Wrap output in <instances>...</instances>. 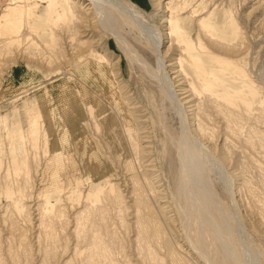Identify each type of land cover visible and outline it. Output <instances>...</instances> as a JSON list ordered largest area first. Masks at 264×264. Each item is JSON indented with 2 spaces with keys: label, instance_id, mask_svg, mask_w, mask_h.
<instances>
[{
  "label": "rangeland",
  "instance_id": "obj_1",
  "mask_svg": "<svg viewBox=\"0 0 264 264\" xmlns=\"http://www.w3.org/2000/svg\"><path fill=\"white\" fill-rule=\"evenodd\" d=\"M8 1L0 0L1 9ZM133 1L150 13L157 12L155 20L161 31L167 32L163 15L167 5L154 6L152 0ZM166 1L170 0H163L164 4ZM38 4L36 11L42 13L46 3ZM170 4L169 11L182 19L181 30L193 41V51L200 58H204L206 50L222 56L223 48L219 47L218 43H222L216 35L198 25V19L205 18L219 29H229L230 24L238 27L239 40L224 53L244 70L248 86L258 91L251 101L253 117H247L242 109H230L222 99L202 90L187 60V74H182L181 87L191 83L199 91L192 101L199 106L195 104L188 110L191 126L196 127L195 133L199 130L197 136L216 150L215 154L232 173L235 202L240 209L237 212L255 245L264 253V105L259 108L264 96V0H172ZM56 31L64 35H60V40L65 49L70 46L79 52L89 50L88 44H75L70 39L73 29ZM97 38L94 36L92 42ZM104 41L111 62H115L113 77H108L103 68L98 75H90L92 69L83 65L76 70L71 68L80 83L66 81L63 85L58 81L64 76H55L54 67L28 58V51L22 47L24 40L20 46L0 48V264H208L206 259L212 260L222 250L199 217L187 218L185 210L179 209L186 197L178 192L180 157L171 139L180 132L178 118L172 109H166L167 115H162V95L156 81L130 62L110 35ZM78 45H87L88 50ZM177 47L175 44L172 52L167 53L166 62L177 57ZM143 55L154 64V57L147 50L143 49ZM230 79L228 82L232 83ZM115 85L119 87L117 94L133 112L130 126L122 120ZM61 92L66 99L64 104ZM39 116H47L45 126L52 135L48 136L49 146L68 147L71 141L82 140L90 127L101 160L98 169L111 174L110 183L117 184L116 192L103 180L99 200H89L86 196L93 194L90 190L95 189L100 176L88 183L87 174L82 171L80 191L70 195L66 192L57 200L59 195L52 194L49 201L55 204L53 209L44 207L40 181L48 147L30 122L35 117L36 124L41 125ZM63 117L65 123H61ZM56 131L64 143H58ZM136 157L148 197L153 194L150 197L154 200L149 199L157 211L160 229L146 213L142 198H148L136 200L132 193L133 183L140 182L137 177L131 179L130 165ZM17 166L21 169L10 172L11 167ZM12 187L21 192L9 197L6 189ZM216 187L221 198L229 203L231 197L220 185ZM45 190L48 192L49 188ZM243 254L249 264H259L256 256L249 257L244 249L240 258Z\"/></svg>",
  "mask_w": 264,
  "mask_h": 264
},
{
  "label": "bare ground",
  "instance_id": "obj_2",
  "mask_svg": "<svg viewBox=\"0 0 264 264\" xmlns=\"http://www.w3.org/2000/svg\"><path fill=\"white\" fill-rule=\"evenodd\" d=\"M39 1H45L46 3L42 13L36 11ZM152 1L154 6H160L161 3L167 5V12L163 14L166 16V33L161 31L162 27L155 20L157 12L150 13L133 0H9L2 7L3 9L0 5V48L10 49L14 44L20 46L24 40L25 44H22V47L28 51V58H33L39 62L45 61L48 67H54L55 76H64L59 79L58 83L62 85L66 81L69 82L68 84L80 83V78L74 74L72 67L76 70L77 66L86 65L92 69L90 75L93 76L98 75L99 69L103 68L108 77H113L112 71L115 62H111V56L104 41L105 37L110 35L116 44L120 46L119 48L124 51L130 62L136 63L140 69L156 81L162 95V115H167L166 109L168 111L172 109L178 118L180 132L171 139L175 142L180 157L179 179L181 182L178 183V192L180 191L179 194L182 193L186 197L185 204L181 208L179 206V209L185 210L187 218L199 217L200 222L204 223L203 225L207 228L209 235L216 238L215 240L222 246V250L216 253L212 260L206 259V261H208V264H249V260H245L244 254L240 258L241 250L244 249L249 257L256 256L259 264H262L264 253L262 249L255 245L250 233L245 228L244 219L240 218L237 212L239 207L237 208L235 202L237 196L235 197L232 173L229 172L224 161L215 154L216 150L214 152L211 149L212 147L210 148L201 141L200 136H197L199 130L195 133L196 127L191 126V117L188 110L195 107L194 105L198 103L195 101L201 95L193 103V96L199 94V91L191 83L188 87H181L184 76L181 77L182 74L186 73L184 64L187 60V64L199 81L202 90L211 97L215 96L222 99L230 109H242L246 112L247 117H253L251 114V101L257 96L258 91L248 86L244 79L246 75L244 70L234 60L228 59L224 53L225 50L233 46L232 43H237L239 40L238 27L230 24L229 29H219L207 23L205 18L198 19V25L204 28L205 32L216 35L222 44L218 43L217 39H215L216 42L219 47L223 48L222 56L215 53L211 54L206 50L204 58H200L199 54L193 51V41L181 30L180 22L182 19H178V15L172 10L169 11L172 0L166 1L165 4L163 0ZM57 29H60L59 32L63 29L70 31L73 29V32L69 34L70 39L77 44H88L89 50L86 48L87 45L85 47L81 46V48H86L87 52L81 50L79 52L77 48H70V46L68 50L65 49L64 43L62 44L60 40L61 36L64 35L58 33ZM96 35L98 36L97 40L92 42L93 37ZM166 41L169 43L166 50H164L163 46ZM175 44L178 46L177 49L179 48V54L177 57H171L169 62H166L168 59L167 53L173 49ZM143 49L154 57L153 65L143 55ZM171 73L175 75L171 76ZM228 77L231 78L232 83L228 82ZM175 78L178 79L177 84H175L174 80H177ZM238 81H240V85ZM185 88L188 89L185 90ZM114 91L120 104L122 120L128 126L127 124L131 121L133 112L129 110L130 108L128 109L129 104L123 101L120 94H117L119 92L118 86L115 85ZM62 93L59 96L64 104L66 99H64ZM218 102L221 101L218 100ZM263 105L264 96H261L259 108L263 109ZM197 106L199 105L197 104ZM60 107L64 108L63 106ZM39 118L42 120L41 125L36 124L35 117L31 118L30 122L31 128L39 132V137L42 135L48 147V156L42 168L40 181V193L44 196V207L50 208V210L53 209L55 204L53 205L49 201L53 196L52 194L59 195L56 198L57 200L60 196H64L66 192L70 195L73 191H80L78 183L83 181L84 174L81 173L82 171L87 174L88 183H94L96 176H100L99 181H95L97 183L95 189L90 190L93 194L86 196L89 200H99V193L103 191L101 186L104 183H101L103 180L110 186L111 190L116 189L115 185L117 184L110 183L113 181L110 180L112 178L111 174H105V171L98 169L101 160L99 152L95 148V138L90 134V127L83 133L82 140H73L68 147L64 144L60 147H56L54 144L49 146L48 136L51 137L52 135L48 134L45 126L47 116H39ZM65 121L63 117L61 123H65ZM94 126L98 130L97 123L94 122ZM136 128L138 129V127L134 129ZM56 138L59 144L65 142L57 131ZM137 159L139 160L136 157L134 163L130 165L133 172L131 179L133 181L137 177L140 182L138 184L133 183L132 193L135 195L136 200L141 199L143 196L148 198H142L146 204V213L151 217L149 219L154 221L156 227L160 229L162 226L158 223L157 211H154L150 202L153 199L150 196L153 194L149 196L151 198L149 199L148 189L144 187L146 185L142 182L139 170H137L140 167L141 171ZM10 169V172H16L21 169V166L11 167ZM103 176L104 179H102ZM216 184L220 185L222 190L231 197L229 203L221 198ZM46 187L49 188L48 192L45 190ZM74 187L77 188L73 190ZM144 188H146V192ZM20 192L21 189L16 190L13 187L6 189L9 197H12L10 195L13 194L18 195ZM79 194L81 196V192ZM94 245H98V240H95ZM214 249H216L215 246ZM248 249L251 251H248Z\"/></svg>",
  "mask_w": 264,
  "mask_h": 264
}]
</instances>
